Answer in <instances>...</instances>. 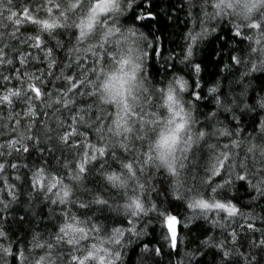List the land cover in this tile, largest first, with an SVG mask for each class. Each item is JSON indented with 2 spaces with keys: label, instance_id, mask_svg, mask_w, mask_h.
Returning <instances> with one entry per match:
<instances>
[{
  "label": "snow or ice",
  "instance_id": "1",
  "mask_svg": "<svg viewBox=\"0 0 264 264\" xmlns=\"http://www.w3.org/2000/svg\"><path fill=\"white\" fill-rule=\"evenodd\" d=\"M135 2L0 0V177L11 185L13 160L39 147L51 160L32 172L34 187L64 206L54 241L34 243L45 254L18 260L264 264V115L252 120V131L243 127L245 110L264 109V95L250 105L243 77L239 92L222 91L217 81L202 95V68L192 60L215 31L207 22L228 19L249 42L247 61L236 56L232 64L264 70V0H200L207 10L180 59L188 72L173 64L162 83L148 73L160 41L122 22ZM155 16L144 8L133 20ZM163 52L166 64L176 59ZM205 100L213 107L201 113ZM238 185L252 190L250 205L232 195ZM93 206L120 219L109 225L72 211ZM198 221L209 227L199 225L205 234L190 249L187 231ZM61 246L69 252L63 260ZM0 251L11 254V247L0 243Z\"/></svg>",
  "mask_w": 264,
  "mask_h": 264
},
{
  "label": "trees",
  "instance_id": "2",
  "mask_svg": "<svg viewBox=\"0 0 264 264\" xmlns=\"http://www.w3.org/2000/svg\"><path fill=\"white\" fill-rule=\"evenodd\" d=\"M151 5L149 8L148 5ZM144 8L156 14L155 19L145 18L143 20H133V16L143 14ZM200 0H136L132 9L126 16L122 17V22L127 26L138 27L141 31L149 35V38H155L160 41L161 46L155 50L153 59L149 62L148 73L154 83H162L170 79L175 64V70L181 75H185L188 69L185 63H180L182 59V49L187 42V33L193 29L194 21L199 24L203 20L204 11ZM209 27H214L215 31L201 40L194 49L192 57L193 62L199 63L202 68L200 75L201 83L205 85L201 89L202 95L206 93V86L210 82H220L222 91H228L230 88L235 91H241V85L236 83L243 77V83L249 84L247 102L255 106L257 99L264 95V70L246 71L241 65H233L232 58L240 56L247 61L249 55V42L243 36H237L233 24L228 19H222L218 22L211 20ZM198 30V28H197ZM164 49L165 58L169 53L174 54L176 59L167 64L161 60L160 51ZM228 66L226 69L225 66ZM186 78L194 80L192 75H186ZM210 100V98H209ZM209 100L199 103V111L207 112L213 105ZM243 117V127L246 131H252L251 123L253 119L264 115V109L255 108ZM226 122H231V114L225 113L221 117ZM239 123V121H237ZM51 157L44 153L43 149L35 147L28 154L21 156L18 160H13L14 169L18 165V170L9 169L12 184L5 177H0V230L6 233V236L0 238V243L11 247V254H5L0 251V264H24V261L18 260V255L23 253L25 260L29 257L35 259L39 255L45 254V248L34 247V243L45 245L54 241L61 224L64 222V206L53 204L47 196L34 187L32 181V172L38 167L43 166ZM55 166V160H52L50 167ZM19 174L20 179L16 180ZM8 173H5L7 176ZM94 179V178H90ZM15 189L13 193L8 191L9 187ZM88 188H93L92 183L87 184ZM238 191H233L232 195L237 202L250 205V188L240 187ZM264 207V202L261 203ZM72 211L81 218L99 219L100 222L112 224L120 219L113 212L108 210H99L96 206L89 209H80L73 207ZM204 228L209 226L204 221H198L187 231L188 247H199L200 240L203 239ZM183 231V229H182ZM58 255L61 260L69 256V252L62 246L59 247ZM201 257H197V260ZM211 257H209V260ZM193 264H196L194 261Z\"/></svg>",
  "mask_w": 264,
  "mask_h": 264
}]
</instances>
